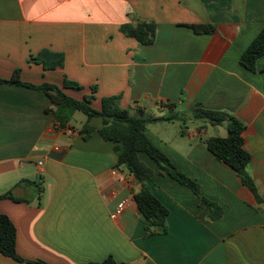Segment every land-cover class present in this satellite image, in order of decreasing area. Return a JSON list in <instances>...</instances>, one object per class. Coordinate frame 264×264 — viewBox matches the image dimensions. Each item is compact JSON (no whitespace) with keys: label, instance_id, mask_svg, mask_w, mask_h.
<instances>
[{"label":"crops","instance_id":"crops-1","mask_svg":"<svg viewBox=\"0 0 264 264\" xmlns=\"http://www.w3.org/2000/svg\"><path fill=\"white\" fill-rule=\"evenodd\" d=\"M137 19L156 24L152 45L121 32ZM203 24L216 32L190 27ZM263 28L264 0H0V79L19 68L23 82L56 85L77 100L96 86L97 110L104 97L121 96L132 114L176 117L149 123L146 137L223 210L214 220L191 189L139 153L154 172L145 184L169 210L167 233L148 236L135 202L141 187L118 165L116 144L101 138L102 119L89 121L95 131L85 139L87 117L77 128V112L61 128L45 93L0 83V196L25 194L0 201L23 260L0 253V264H264V56L255 72L240 62ZM43 50L64 54V67L31 60ZM66 78L83 90L63 88ZM201 108L245 125L260 203L208 150L207 139L228 131L195 118Z\"/></svg>","mask_w":264,"mask_h":264},{"label":"trees","instance_id":"trees-1","mask_svg":"<svg viewBox=\"0 0 264 264\" xmlns=\"http://www.w3.org/2000/svg\"><path fill=\"white\" fill-rule=\"evenodd\" d=\"M196 34L211 35L217 30L215 25H191ZM121 32L128 38L135 39L141 45H152L156 38L157 26L152 21L137 19L135 23L125 24ZM264 56V28L253 43L241 56V64L251 72L256 71V64L259 58ZM32 61L42 64L45 70L63 68L65 55L49 50H43ZM1 84L24 86L45 93L51 104L56 108L55 115L61 128L66 127L73 115L77 112L83 113L88 122L82 129L84 138L88 139L95 131L90 126L92 118L99 117L103 121V127L99 134L104 141L116 144L115 152L118 158V165L126 167L134 176L137 184L141 187L135 195V202L139 212L146 224L148 236L167 233V218L169 210L160 202L145 184L154 175L153 170L146 166L139 159V153L147 154L159 169L160 174H167L171 179L180 185L191 189L209 208L211 217L216 220L223 216V210L215 203L201 195L200 186L192 178L180 171L171 159L157 148L145 135L147 126L151 122L172 121L176 117L149 119L143 114H132L129 110L121 107V96H109L102 99L100 110L95 109L92 104L96 100L97 87H91V95L85 96L83 100L74 99L56 85L43 84L40 86L25 83L21 79V70L17 68L10 79H0ZM65 89L83 90V86L77 82L65 79ZM198 119L208 120L213 125L226 124L228 136L212 137L206 140L208 150L221 162L234 169L242 180L243 185L248 187L260 203L262 198L259 195L256 183L248 171L251 155L244 147L243 132L245 125L236 117L221 111L198 109L194 113ZM3 199L22 201L16 198L12 191L0 196ZM0 253L5 257L22 262L17 254V230L8 216L0 214ZM45 264V263H33ZM100 264H123L117 263L109 257Z\"/></svg>","mask_w":264,"mask_h":264},{"label":"rangeland","instance_id":"rangeland-1","mask_svg":"<svg viewBox=\"0 0 264 264\" xmlns=\"http://www.w3.org/2000/svg\"><path fill=\"white\" fill-rule=\"evenodd\" d=\"M86 116L80 112H78L72 120V124L77 128H81L83 124L86 122Z\"/></svg>","mask_w":264,"mask_h":264},{"label":"built area","instance_id":"built-area-1","mask_svg":"<svg viewBox=\"0 0 264 264\" xmlns=\"http://www.w3.org/2000/svg\"><path fill=\"white\" fill-rule=\"evenodd\" d=\"M41 165H42V163H39V166H41ZM124 208H125V202H122V203L117 207V210H116V212H115V214H114L113 217H117L119 214H121V213L123 212Z\"/></svg>","mask_w":264,"mask_h":264},{"label":"water","instance_id":"water-1","mask_svg":"<svg viewBox=\"0 0 264 264\" xmlns=\"http://www.w3.org/2000/svg\"><path fill=\"white\" fill-rule=\"evenodd\" d=\"M20 191H13V194L16 198H24L25 197V194L21 193V191H23L22 188L19 189Z\"/></svg>","mask_w":264,"mask_h":264}]
</instances>
